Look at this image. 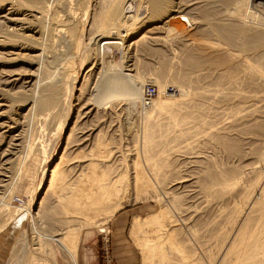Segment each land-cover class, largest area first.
Instances as JSON below:
<instances>
[{"label":"bare ground","instance_id":"6f19581e","mask_svg":"<svg viewBox=\"0 0 264 264\" xmlns=\"http://www.w3.org/2000/svg\"><path fill=\"white\" fill-rule=\"evenodd\" d=\"M100 1L102 2V3L100 2V4H102V8L101 7L99 8V9H101V11H99L97 19L94 21V23L92 25L93 27L90 26L91 28H94L93 32H92V36L90 37V39L93 40L94 44L96 45V46H94L93 49H90L88 54H87L88 59L91 60V64L94 65L96 63V62H93L95 60V55L98 58L97 61H100V63H105V57H107V56L118 59V62L119 61L124 62V59L127 57L128 53L130 51V46L132 44L136 45L141 40H142V42H144V40H150V41L152 39L155 40L156 37L152 38L151 35L148 37L147 36L148 32H147L145 34L146 36L142 35V37L135 39L134 41L130 42V40L132 39V38L130 39V37L133 36V32H131L130 30L132 28H135L134 27L135 25L139 26V28L141 26L143 27L144 25L147 24L148 21L159 20V21H157V23H161L160 27H163L162 30L165 28L166 32H168V33L173 32L172 34H175V32H176L175 36H184L183 33L177 32L175 30V28L170 26V23H169V20L172 17H174L177 14H180L186 20H190V17L193 19H197V20H199V19L202 20L203 18H207L208 24L206 25L207 26L206 27L207 28L206 35L208 37H210L211 40H205V41L203 40V42L196 43V45L190 44V45H188V47H186V45H187L186 44L184 46L186 48L183 49L184 51L182 50L181 58H179V60H175V61L168 60V62H164V61H166V60H164L163 61L164 63L162 66H166L169 69L170 73L172 71L173 72H172V74H170L168 76H166L167 75L166 74L164 77L163 76L161 77V79L164 78L165 81H164V79L161 80L160 77H158L157 79L155 78L156 82L160 83V81L161 82L163 81V83H160V85L167 84L168 82H172L173 84L179 83V85L182 86L183 83H186L184 81V79L188 80L186 78V76L188 75L187 71L190 69L192 71V70L202 69V68L209 67V66L225 67L227 65L228 67L225 68V70L226 69L227 70L223 74H221V77L219 76L220 78L218 79V82L216 81L217 86L215 88H212V89L206 90V91H203V90H205V89H203L202 91H200L201 89L198 90L197 87L196 88L191 87V84H190L191 80H190V82H189L190 86L187 85L188 83H186V85L188 87H186V88L182 87V89L180 88L182 94L180 97H176L175 95H173V96L167 95L165 88L160 87L159 97L157 99H154L156 97L155 96L154 98L149 99L150 101L148 102V104H146L142 98L143 92L145 89V86H143L145 79H143V77L141 78V75L139 72L136 74L135 73L125 74L126 79L128 81V82H126L127 87L131 91V98L133 99V101H131V102H133V106L134 107L139 106L141 111L146 112V113L148 110L151 109L148 116L147 117L145 116L146 117L145 119L147 121V124H146L147 126H145V123H143V128H142V130H143L144 126L146 127L145 130L142 131V132H144V134L141 137V138H143V143H142V147H141L142 155H143L142 156L143 161H141L139 156H137L135 158V160L134 159L132 160V166H133L132 171H133V173L131 171H129V169H128L129 166L126 165V168L124 166L125 169H123L121 175L112 174L114 176L111 175L112 177H110L108 179L107 175H100V174H102V172H101L102 170H100L101 173L98 175L99 177L96 176L97 173L99 172L98 171L96 173V175H94L96 178H93L94 176L90 175V174H94L96 172L94 169L95 167H99V169H100V165H101V167L109 166V163L106 161L112 162L114 164V162H116L120 156V155L114 156L115 153H117L118 151H114V152L109 151V154H108V150H107V153L104 152L105 148L103 149L101 144H103L102 142L105 141L104 138L108 132L106 133V131H105L107 129L104 130L105 125H104V127H101V124H100L98 126V128L96 127V129H98V132L96 133L95 139H96L97 143L100 145L98 155L102 156V159L95 162L94 159L92 158L91 160H89L90 162L87 161L86 165L81 166V168L79 167L80 168L79 174L83 175V173H84V175H85L84 179L82 180V182L80 184V187H82L83 190H88V192L86 193L84 191L85 193L83 192V194H81L79 196L77 195L76 197L74 196V197L69 198L68 202L66 201L65 204H63V205L61 204L62 206L60 208H58L60 210L55 209L52 206L56 210V211L55 210L54 211L55 212L61 211V212H64L66 214L67 213L66 211L72 212L68 207V205L69 206L72 205L71 208L79 209L82 212L84 211V213H85L84 217L86 215L89 219L90 218L92 219L91 215L93 214V211L97 210V212L99 213V218H100L103 215V214H101V216H100V210L102 209L101 208L102 203L100 205V200L104 199V201H105L104 205L106 204V206L104 208V216H103L101 221H103V223H105L110 218H112L118 210H120L122 207H124V205L127 202V200H126L127 199V192L130 189H132V190H134V193L136 192L137 195L143 194L144 197H145V195H148L149 198L156 199L158 202V203L157 202L156 203L159 204L158 210L155 211L154 213L148 214V216L146 218H144V217L140 218V217L136 216L133 220V225H132V229H131V236L134 237L138 233V231L141 230L142 228L146 229L145 231L147 233V236H146V239L144 241L145 244L143 245V251H142L144 253V256H143L144 257V264H151V262H153V261H151V258L149 257L152 254H154L157 257L164 258L165 256L167 257L168 255H172L173 249H174L176 255L180 256L182 259L184 254L186 255V252L184 251L183 247L181 246L183 243H188L190 246L189 247L190 249L187 251L188 256L192 258V262L190 264H205L203 262L202 257H204L205 254H207V250L200 248V246L204 245L201 243L204 242L203 240H205V239L207 240L209 235H210V238H211V236L212 237H218V238H220V241H221L220 246L217 247L218 249L215 252L216 255H218V261H219L218 264H264V169H263V172L257 170L256 167H252L251 170L249 169L252 172V174L255 172H257V173H255L254 179H249L250 182L249 183L247 182V184L244 185V183H246L245 179H244L245 172L243 173L241 171V169L239 170V168L227 170L228 168L226 169L224 167V165H227V164H224L222 166V164H221L222 162L219 163V161H217V159H215L212 154H211L212 156L210 155L211 157L207 156V160L204 163L202 168L197 167L196 169H192L189 171L187 169L188 172H186V171L184 172L185 169L184 170L182 169V167H184L183 164L181 167L177 163L178 157L176 158V156H178L180 153L185 154L188 152L190 154L191 152H193L192 151L193 148H191V145H193L191 143H193V142L189 143L188 138L190 139L191 135L192 136H195V135L198 136L196 133L197 132L199 133L200 131L203 132L204 131V129H202L203 127H206L208 129L205 133L204 138L212 141V147L213 148H219L220 147L222 149L221 150L222 153L224 151L225 155H226V153L229 154L230 158L238 157V159L242 158V160L245 158L244 154H246L243 150V149H246V146L243 145L244 141H242V139L241 140L237 139L234 136L235 134L229 135L227 133V131L232 132V130H231L232 127L234 128V130H237V131L239 130V133L245 135L244 137L246 138L245 139L246 143H248L249 141L251 143H254V142H256V140H257L256 137L259 133L264 134V124L259 123V121L257 119V115H256V113L261 111L262 108L264 107V72H263L262 67L260 68L259 66H257V64L255 65L253 62L248 60L242 54L243 52H252L253 50L264 47V30H258L255 28V26H253L254 25L253 20L260 21V23L262 22L261 24L264 23V0H207V2H204V5L203 4L201 5V3L198 4L197 2L192 1L193 3L192 2L182 3L180 6L175 5L176 0H148L149 3L146 6H143L142 0H100ZM23 2H25V1H23ZM60 2H63V1L62 0H36V2L34 4L28 5V7H29L28 9L33 14H35L34 16L36 17V19H44L46 17L48 18L49 13L52 14V9L54 10L55 5L57 3H60ZM66 2H63L64 5L66 4ZM254 6L260 8L258 13L254 11V9H253ZM58 8H59V6H58ZM61 8H60V10H61ZM55 9H57V7ZM58 10L59 9H57V11L54 10L52 16L53 15H55V16L59 15L60 12ZM72 11L73 10L71 9L69 11V13L66 14V16L64 15L66 18H64L63 21H65V19H68V20L63 22V24H59L60 20H58V18H56V21H55V23L62 29L61 36L60 37L58 36L59 38H61V39H59V40H61V42H60V44L59 43L58 44H59V47H61V52L63 51L62 54H66V55H68V53L70 51L69 49H71L69 47L73 44V40H74L73 38H74L76 30H77L75 23H73L72 18L74 16H73ZM58 12H59V14H58ZM6 15L4 16V17H6L4 19L7 21V23L13 22V21L15 23L17 22L16 18H14L13 16H12V18H9ZM187 15L189 16V18ZM193 16L196 18H194ZM30 18H32V17H30ZM145 18H146V20H145ZM23 20H25V19H23ZM34 21L36 22V20H34ZM47 23H48V21H47ZM153 23H156V22L154 21ZM18 28H20V27H18ZM203 28H204V25H203L202 29ZM20 29H22V28H20ZM32 29L33 28L30 25H24L23 26L24 31L25 30L26 31H29V30L32 31ZM12 30H15V27ZM112 30H114V31L116 30V31L112 32ZM150 30H153V29H150ZM165 30H163V32ZM185 30H187V29H185ZM36 32H38V30ZM122 32H124V35H122ZM17 33H18V30H17ZM4 34H6V33H4ZM26 36H28V35H26ZM161 37H162V35H161ZM2 38H3V36H2ZM21 38H22V36H21ZM163 39L165 40L166 38L163 37ZM28 42H30V41H28ZM109 48H115L116 54H113V56L112 55L111 56L106 55L105 51ZM203 48L204 49L206 48L207 51L202 50ZM233 48L239 49V52H237V51L233 52L235 50L234 49L232 51ZM42 49H43V47H42ZM32 50H33V48H32ZM257 52H258V54L259 53L261 54V51L260 52L257 51ZM6 54H8V53H6ZM62 54H61V56H62ZM57 55H58V53H57ZM57 55L54 56L56 58L53 59V61L50 64V67H52L54 64H57V62L63 61V60H59V56H57ZM251 55H253V54H251ZM0 56H1V54H0ZM263 59H264V57H263ZM263 59H261V61ZM64 61H65V59H64ZM108 61H110V60H108ZM3 63H4L3 61H0V116L3 113L1 110L6 106L5 102L9 103L10 107L12 106L11 101L8 100L7 91H9L8 93H10L11 91L18 90V89L19 90L24 89L23 91H27V93H28V91H30V93H31L30 100H25L24 103H22V105H21V106L26 107V108L28 106H30L28 112H31L34 110V114H35L38 111L37 107L40 108V107H45L48 105V101L42 99L41 96L39 95L40 78L39 79L36 78L37 77L36 72H38L39 68L36 69L35 71L31 72V73L28 71L29 69L28 70L26 69L29 73L24 71V70H23L24 72H19L17 70L5 69L4 65H2ZM41 65L43 66V61H42ZM46 65H47V63H46ZM93 65L91 68H89L88 71H90L93 68ZM118 65H119V63H118ZM47 66H45L44 69ZM100 67L103 68V66H100ZM123 67H124V64L122 66H120L119 69L123 68ZM62 70H63V72L65 71L64 69H62ZM103 71H104V69H103ZM117 71H119V70H117ZM161 72H163V71H161ZM155 73H154V75H155ZM157 73L159 75H163L162 73L161 74L159 72H157ZM190 73H192V72H190ZM158 74H157V76H159ZM45 75H46V78L49 79L51 77L50 70H47ZM213 75H214V73H213ZM196 76H198V73ZM56 77H58V76H56ZM76 77L77 76H75V81H77ZM187 77H190V76H187ZM200 78H199V80H200ZM133 79H135L136 81H134ZM213 79H214V76H213ZM196 80H197V78H196ZM50 81H52V80L50 79ZM61 81H62V79H61ZM220 81H222V82L220 83ZM67 82H68V79H67ZM62 83H64L63 85L65 86V82H62ZM96 87H97V85H96ZM83 89H81V90H83ZM257 89H260L261 91H257ZM65 90H66V88H65ZM81 92H83V91H81ZM56 93H58V92H56ZM45 95H46V93H45ZM58 95H59V93H58ZM64 95L66 97L65 93H64ZM14 96H15V94H14ZM42 96H43V94H42ZM197 96L199 98L203 97V98L209 100V102L214 103V104L224 102L227 105H230L231 108L230 109L228 108V111H226L227 109L226 110L221 109L222 110V112H221V110L218 107H214V105L203 106V105H201V103L200 104L198 103V101H199L198 99H197L198 100L197 102H196V100L195 101L193 100V98L194 97L197 98ZM14 98H16V97H14ZM18 99L20 101L19 97H18ZM63 99H65V98H63ZM61 102H63V100ZM62 104H64V103H62ZM101 104H105V102L103 101V102H101ZM60 105L61 104H59V106ZM80 107H81V108H79L80 110H78L79 115L77 117L78 118H80V117L82 118L84 116L86 117V114H88L90 112L88 110H87L88 112L84 110L85 112H84V114H82L83 109H86V104H84V105L82 104V106H80ZM59 108H61V107H59ZM215 108H217L223 114L221 115L220 113H218L219 111L217 109L213 110ZM141 111H140V113H141ZM216 111H218V112H216ZM5 113H7V112H5ZM55 113H56V110H55ZM32 114H33V112H32ZM100 114L102 115V113H100ZM211 114L212 115L214 114L215 116L220 117V118L217 120L211 119V118H209V115H211ZM103 117H104V115H103ZM108 118H110V116ZM41 119H43V117ZM77 121H79V120H77ZM243 121H246V122H244L245 125H243V126L241 125L242 127H236V125L242 123ZM76 123H75V125H76ZM108 123H109V121H108ZM80 125H81V123H80ZM199 125H202L201 130L198 127ZM76 130H77V128H76ZM232 133H234V132H232ZM203 134H201V136ZM92 135H93V132L87 134V136L84 139L87 140V139H89V136L92 137ZM236 136H238V135L236 134ZM199 137H200V135H199ZM70 138H71V136H70ZM108 138H111V137L108 136ZM186 140H188L187 144H185ZM204 140H203V138L200 137L198 140H196V142L198 144H200V146H201V144H205V141L208 142V140H205V141ZM247 140H248V142H247ZM91 142H92V140H91ZM93 142H94V140H93ZM97 143H95V144L97 145ZM86 144H87V141H86ZM29 145H31V144H29ZM206 145H207V143H206ZM249 145H248V147H249ZM258 145H260V144H258ZM261 145H262V143H261ZM261 145H260V148H257V149L254 147L255 149H253L252 151H257L258 149H260L262 151ZM208 146H205V147H208ZM94 147H96V146H94ZM250 147H251V145H250ZM262 148H263V146H262ZM96 149H97V147H96ZM198 149H200V148H198ZM204 149H208V148H204ZM91 150H92V148H91ZM83 151L84 150H82L81 152H83ZM93 153H94V151H93ZM257 153H259V152L257 151ZM25 154H26V152H25ZM88 154H86V155H88ZM135 154H136V152H135ZM140 154H141V152H140ZM196 154H197V152H196ZM254 154L256 155V153H254ZM90 155H91V153H90ZM94 156H96V155H94ZM217 156H218V154H217ZM223 156H224V153H223ZM256 156H258V157H254V155H252L251 157L252 158L254 157L253 159H256V163L260 162V163L264 164V153L261 152ZM63 157H64V154H62L60 156V160L54 166V168L49 170V174H48L49 178L46 180V183H48V187H47L46 193H45L46 195L48 194L47 192H51V190L58 191L59 189H62V188L65 189V187H67L65 184L67 181L66 175H68L67 174L68 171L64 167L65 164H64V166H62L63 165L62 163L64 160ZM140 157H141V155H140ZM67 158H68V156H67ZM80 158H81V156H80ZM109 158H110V160H109ZM217 158H219V157H217ZM227 158H229V157H227ZM227 158L225 157V159H227ZM238 159H237V162H238ZM66 160L68 162V159H66ZM4 161H6V160H4ZM232 161H234V160H232ZM143 162L145 163V165H147L146 166L148 169L147 172L144 170ZM185 162H183V163L185 164ZM192 162H193V160H192ZM202 162H203V160H202ZM226 162H227V160H226ZM251 162H253V161H251ZM105 163H108V165L107 164L103 165ZM196 164H198V163H196ZM254 165H256V164H254ZM113 166H115V165H113ZM1 167H3V166L1 165ZM261 167L264 168V165ZM22 168H25V166H21V164H19V167L16 171V175L14 178L18 179L20 177V173L22 171ZM257 168H259V167H257ZM69 170L71 172V168ZM106 170H108V169H106ZM23 171H25V170L23 169ZM107 172H109V171H107ZM149 172L151 173L152 178L156 182V186H155V184H153V185L151 184L150 177L148 176V175H150ZM111 173H112V171H111ZM119 173H120V171H119ZM252 174H251V176H252ZM1 175H4V173H1L0 176ZM78 177H80V176H78ZM90 177L92 179L91 181H89ZM106 180H108L109 182H106ZM70 182L71 181H69V183ZM72 182H74V181H72ZM193 185H194V187L195 186L197 187V190H196L197 193H195L196 195L194 196V198H197L200 201L199 200H198L199 202L194 201V203L191 204V205H193V207H189V208H192V211H193V212L189 211L191 213V216L189 215L190 217H188V218L186 216L182 217L181 220L184 223L187 222L189 219H194V217H195V220L193 221L192 225L189 224L185 228L180 227V226H176L175 223L178 222V220L174 217L175 216L174 213L177 210H181V212H184V211L189 209L188 206H187V208L186 207L183 208L185 206V204H184V202H185L184 197L185 196L181 195V193L178 194L177 192H179V191H181V189H185L189 186L193 187ZM70 189H72V188H70ZM89 190L90 191L91 190H94V191L99 190V192H95V195H97L96 193H100L102 191V193L100 195L101 197L99 195L96 197V199H97L96 201H98V199H99V201L96 203V205H95V203H92V201L91 202L89 201L90 197H88V196L94 194L93 191H92L93 193L92 192L89 193L90 192ZM64 191H66V190H64ZM158 191H160V193H158ZM192 191H193V189H192ZM161 192H162V194H161ZM193 193L194 192H192V194ZM162 195L164 197L166 196L167 199L165 200V198ZM139 197H140V195H139ZM144 197H143V199H144ZM47 198H48V196H47ZM59 198L61 199L63 197H59ZM94 198H95V196H94ZM136 198H138V196ZM44 199H45V197H43L42 201ZM92 199H93V197H92ZM21 202H22V200H21ZM49 202H50V200H49ZM109 203H111V204H109ZM185 203H187V202H185ZM22 204H24V202ZM232 204H233V206H230ZM2 205H4V203H2ZM84 205H85V207L86 206L87 207L84 208ZM93 205H95V206L98 205V208L93 210L92 209ZM19 206H21V204H19ZM25 206H26L27 210H30L28 204ZM43 206H44V204H43ZM57 206H59V205H57ZM99 206H101V207L99 208ZM214 207H215V209H214ZM41 208H43V207H41ZM6 209H8V208H6ZM213 209H214V214L212 212ZM9 210H10V208H9ZM18 212H19V210H18ZM27 212L31 215V212H29V211H27ZM56 214H58V213H56ZM41 215H43V214L41 213ZM176 217H178V215ZM196 217H198V218H196ZM63 219H65V218H63ZM49 221H51V220H49ZM101 221H99V222H101ZM68 223H70V222H68ZM72 224H73V222H72ZM97 224H99V223L97 222ZM80 225H81V222H80ZM71 235H73V234H71ZM71 235H69V237L74 238V236H71ZM140 235H141V233L139 234V236ZM46 236L48 237V239L53 240L55 243L56 242H57V244L60 243L61 251L69 253L72 257V260H75V257L77 256L76 251L78 249V244L73 243V238L71 241L70 238L66 237L65 242H60L61 236H59L60 238L53 236V235H51V236L46 235ZM143 236H144V234H143ZM175 236H178L176 243H174L175 239L173 241V238ZM21 240L23 241L21 248L20 249L16 248L13 251L12 258H11L12 262L15 259H17L15 264H20L21 258L23 259L27 255V248L25 247L26 237H24V239L22 237ZM75 240L76 239H74V242L77 243V241H75ZM142 242H143V240H142ZM35 243H36V247L41 248L42 243L40 241H36ZM214 243L215 242H213V244ZM210 247H208V248H210ZM215 247L213 246V248H215ZM57 248L54 247V249H57ZM20 251H22V252H20ZM216 255L213 254V256H215V257H216ZM58 256L60 257L59 254H58ZM158 259L159 258H157V260ZM169 259H171V258L169 257ZM177 259H179V258H177ZM186 259H188V258H186ZM186 259H184V260L186 261ZM205 259H206V257H205ZM162 260L163 259H161L160 261H162ZM164 260H165V258H164ZM173 261H174V259H173ZM216 261H214V262H216ZM169 262H170V260H169ZM209 262H211L210 259H209ZM209 262H207V263H209ZM46 263H47V260L46 261L45 260H42V261L39 260V262H36V264H46ZM212 263H213V260H212ZM160 264H163V263L161 262ZM166 264H170V263H166Z\"/></svg>","mask_w":264,"mask_h":264},{"label":"rangeland","instance_id":"374dc122","mask_svg":"<svg viewBox=\"0 0 264 264\" xmlns=\"http://www.w3.org/2000/svg\"><path fill=\"white\" fill-rule=\"evenodd\" d=\"M23 1H25V2H23ZM23 1L22 0H0V54H1V56L4 54L2 57L0 56V61L4 62L2 65H4L5 69L17 70L19 72H24V71L28 72L29 71L31 73V72H33L39 68L38 72H36L37 73L36 78L37 79L40 78L39 95L41 96L42 99L48 101V105L45 107H40V108L37 107L38 111L35 114H34V110L31 112H28L30 106H28L26 108V107H23L21 105H22V103H24L25 100H30L31 93H30V91H28V93H27V91H23L24 89H20L21 91L18 89L15 91H11L10 92L11 94L8 93L9 91H7L8 100L11 101L12 106L10 107V104L5 102L6 106L1 110L3 113L0 116V171L2 170L0 172V174L4 173V175L0 176V180H1L0 181V217H1L0 218V239L2 238L1 236L6 235L7 233L10 234V232L12 230L14 231V233L12 235L11 241L10 240L7 241V244H6L7 248H5V251L2 253V255H1L2 257L0 256L1 257L0 258V264H7L8 262H9L8 264H15L16 263L17 259H15L12 262L11 259L9 261V258L11 256V252L13 251V247L15 246V241H16V239L19 235V232L21 230H26L29 244H27V242H25V247L28 249V253L23 259L21 258L20 264H34V263L36 264V262H39V260H41V261L47 260L48 264H105V263H108V264H144V257H143L144 253L142 251H143V245L145 244L144 241H145L146 236H147V233L145 231L146 229L142 228L141 229L142 231L139 230L137 233L138 235L136 234L134 237L131 236V229H132V225H133V220L136 216H138L140 218H142V217L146 218L148 216V214L154 213L155 211L158 210L159 204H157L158 202L156 199H154V198L151 199V198H149L148 195H145V197L143 194L137 195L136 192L134 193V190L130 189L127 192V199H126L127 202L124 205V207H122L120 210H118L114 214V216L112 218H110L108 221H106L105 223H103V221H101L103 216H104V208L106 206V204L104 205V202H105L104 199H102L103 201L100 200V205L102 203V205H101L102 207L99 206V208L100 207L102 208L100 210V216H101V214H103L100 218H99V213L97 212V210H95L96 208H98V205L97 206H95V205L99 201V199H98V201H96L97 200L96 197L98 195L100 196L102 193V191H101L100 193H96L97 195H95V192H99V190H97V191H94V190L90 191L89 190L90 191L89 193H91L92 191L94 192L93 195L88 196V197H90L89 201L90 202L92 201V203H95V205H93L94 208L92 207V209L95 210V211H93V214L91 215L92 219L91 218L89 219L86 215L84 217V214H85L84 211L82 212L79 209L71 208L72 205L71 206L68 205L69 209L72 212L66 211L67 212L66 214L70 218L64 212H61V211L55 212L56 211L55 209L60 208L63 204H65L66 201L68 202L69 198L74 197V196L76 197L77 195L79 196V195L83 194L84 191L86 193L88 192V190H83V188L80 187V184H81L82 180L84 179L85 175H84V173H83V175H80L79 169L81 168V166L86 165L87 161L91 160L92 158L94 159L95 162L102 159V156L98 155L100 145L97 143V141L95 139L96 133L98 132V129H96V127L98 128V126L100 124H101V127H104V125H105L104 130L107 129L105 131H106V133L108 132L107 134L105 133L107 136L105 135V138H104L105 141L102 142L103 144L100 143L101 146L103 147V149L105 148L104 152L107 153V150H108V154H109V151H113V152L118 151L117 153H115L114 156H117V155H120V156H119V159L116 162H114V164L112 162L106 161L109 163V166H103L104 167L103 168L100 165V169H99V167H95L94 169L96 172L94 171L95 173L90 174V175L94 176L99 171L96 176H98L102 172V174H100V175H107V178L109 179L110 177H112L114 175H117V174L121 175L123 169L126 168V165L129 166L128 167L129 171H131L133 173V171H132L133 170L132 160L133 159L135 160V158L137 156H139L141 161H143V157H142L143 155H142V149H141L142 143H143V138H141V137L144 134V132H142V131L145 130V128H146L145 126H147L146 125L147 121L145 118L148 116L151 109L148 110L146 113V112L141 111L139 106L138 107L133 106V102H131V101H133V99L131 98V91L127 87V84H126V82H128V81L126 79L125 74H127V73H131V74L135 73L136 74L139 72L141 75V78L143 77V79H145L143 86H145L148 83L155 85L157 88V95L154 99H157L159 97L160 87L165 88L167 95H169V96L175 95L176 97H180L182 94V92H181L182 87L186 88V87H188L187 85L190 86V84H191V87H195V88L197 87L198 90L201 89L200 91H202L203 89H205L203 91L210 90V89L215 88L217 86L216 84L218 82V79L221 77V74H223L227 70V69L225 70V68L228 67L227 65L225 67L209 66V67H205V68L197 69V70H192V71L190 69L187 71L188 72L187 76H190V77L186 76V78L188 80L184 79V81L186 83H188L187 85H186V83H183V85L180 86L179 83L173 84L172 82H168L167 84H162L163 85L162 86V85H160V83H163V81L162 82L160 81V83L156 82V79L158 77H160V79H161L162 76L164 77L166 74H167L166 76H168V75L172 74V72H173L171 70L172 72L170 73L169 69L166 66H162L164 62H168V60H173V61L179 60V58H181L182 50L185 49L186 47H188V45H190V44L196 45V43L203 42V40L204 41L205 40H211L210 37H208L206 35V30H207L206 25L208 24V19L203 18L201 20L198 18L199 20H197V19H193L190 17V20H186L180 14H177L178 16L175 15L172 18L170 17L171 18L169 20L170 26L175 28V30L177 32L183 33L184 36H175L176 32H175V34H172L173 32L168 33V32H166L165 28L163 29V30H165L163 32V30H162L163 27H160L161 23H157V21H159V20H154L156 23H153L154 21H148L146 25H144L143 27L141 26L140 28H139V26L135 25L134 26L135 28H132L133 30L132 29L130 30L131 32H133V36L131 35L132 37H130V39L132 38L130 40V42L134 41L135 39L142 37V35L146 36L145 34L147 32H148V34H147L148 37L151 35L152 38L156 37V39L155 40L152 39L153 41L152 40L151 41L150 40H144V42H142V40H141L136 45L132 44L130 46V51H129L128 55L126 54L127 57L124 59V62H121V61L118 62V59L107 56V57H105V63H100V61H97L98 58L95 55V60L93 62H96V63L94 64L95 65L94 66L93 64H91V60L88 59L87 54H88L90 49H93L94 46H96L94 44V41L90 39V37L92 36L93 29H94V28H91L90 26L93 25L94 21L97 19L99 11H101V9H99L100 7L102 8V4H100V2H101L100 0H78L79 2L77 0H62L63 2L67 1L65 5L63 2L57 3L55 5V8L57 7V9H59L58 11L60 12V14L58 12L59 15H57V16L53 15L52 16L54 10L57 11V9L54 8V10L52 9V14L49 13L48 18L46 17L44 19H36V17L34 16L35 14H33L28 9L29 8L28 5L34 4L36 2V0H23ZM145 1L142 0L143 6H146L149 3L148 0L146 2ZM192 1L197 2L198 4L201 3V5L202 4L204 5V2H207V0H204V1L203 0H176L175 5L180 6L182 3H187V2H192ZM57 5L59 6V8ZM60 8H61V10H60ZM71 9L74 11V12L72 11L73 16H74L72 19H73V23H75V26L77 27V30H76L75 36L73 38L74 39L73 44L71 45L73 48L70 46L69 48H71V49H69L70 51H69L68 55H66V54H62L63 51L61 52V47H59V44L61 42V40H59L61 38H59V37L61 36L62 29L55 23V21H56V18H58V20L61 21V22L59 21V24H63V22L68 20V19H65V21H63L64 18H66L65 17L66 14L69 13V11ZM253 9L255 12L258 13L260 8L254 6ZM5 15L9 18H12V16H13L14 18H16L17 22L15 23L13 21V22L7 23V21L4 19V18H6V17H4ZM30 17H32V18H30ZM188 18H189V16H188ZM194 18H196V17H194ZM23 19H25V20H23ZM34 20H36V22ZM145 20H146V18H145ZM47 21H48V23H47ZM253 22H254L253 26H255L256 29L264 30V23L261 24L262 22L260 23V21H256V20H253ZM24 25H30L33 28L32 31H30V30L24 31L23 30ZM203 25H204V28L202 29ZM13 26L15 27V30H12L14 28ZM18 27H20L22 29H20ZM150 29H153V30H150ZM185 29H187V30H185ZM17 30H18V33H17ZM37 30H38V32H36ZM115 31L112 30V32H115ZM4 33H6V34H4ZM26 35H28V36H26ZM122 35H124V32H122ZM161 35H162V37H161ZM2 36H3V38H2ZM21 36H22V38H21ZM163 37L166 38L165 39L166 41L163 39ZM28 41H30V42H28ZM185 45H186V47H184ZM42 47H43V49H42ZM32 48H33V50H32ZM236 49L237 48H233L232 51L234 50L233 52H236V51L239 52V49H237V50ZM202 50L207 51L206 48L205 49L203 48ZM253 51H252L253 53L252 52H243L242 54L244 55V57H246L248 60L253 62L255 65L257 64V66H259L260 68L262 67L263 72H264V62H263L264 61V59H263L264 47L258 48V49L253 50ZM257 51H259V52L261 51V54L260 53L258 54ZM105 52H106L105 53L106 55H110V56L111 55L113 56V54H116L115 48H109ZM6 53H8V54H6ZM57 53H58V55H57ZM61 54H62V56H61ZM251 54H253V55H251ZM55 55L59 56V60H63V61L57 62V64H54L53 65L54 67L52 66L53 67L52 68V67H50V64L53 61V59L56 58V57H54ZM64 59H65V61H64ZM261 59H263V60L261 61ZM108 60H110V61H108ZM164 60H166V61H164ZM42 61H43V66L41 65ZM46 63L48 66L46 65ZM118 63H119V65H118ZM122 63L124 64V67L119 69V67L123 65ZM92 65H93V68L90 71H88L89 68L92 67ZM45 66H47V67L44 69ZM100 66H103V68ZM26 69L27 70L29 69V70L27 71ZM62 69H64L65 71L63 72ZM103 69H104V71H103ZM47 70H50V74H51V77L49 79H47L46 75H45ZM117 70H119V71H117ZM156 71L159 72L160 74L162 73L163 75H159ZM161 71H163V72H161ZM155 72L159 76H157V74ZM190 72H192V73H190ZM154 73H155V75H154ZM197 73H198V76H196ZM213 73H214V75H213ZM56 76H58V77H56ZM75 76H77L76 77L77 81H75ZM213 76H214V79H213ZM196 78H197V80H196ZM199 78H200V80H199ZM50 79L52 81H50ZM61 79H62V81H61ZM67 79H68V82H67ZM163 79H161V80H163ZM133 80L136 81L135 79H133ZM190 80H191V82H190ZM164 81H165V79H164ZM62 82H65V86L66 85L67 86L65 87L63 85L64 83H62ZM189 82H190V84H189ZM221 82L222 81H220V83ZM96 85H97V87H96ZM65 88H66V90H65ZM81 89H83V90H81ZM81 91H83V92H81ZM257 91H261V90L257 89ZM56 92H58L59 95ZM13 93L15 94V96ZM45 93H46V95H45ZM64 93L66 94V97H65ZM42 94H43V96H42ZM10 95L11 96L13 95V96L11 97ZM14 97H16V98H14ZM18 97L20 98V101H19ZM63 98H65V99H63ZM60 100L61 101L63 100V102H61ZM193 100L194 101L196 100V102L198 101V103L199 104L201 103V105H203V106L214 105V107H218L220 110L221 109H225V110L227 109L226 111H228V108L229 109L231 108L230 105H227L224 102L214 104V103L209 102V100H207L203 97L199 98L197 96V98L194 97ZM103 101L105 102V104H101V102H103ZM62 103H64V104H62ZM59 104H61V105L59 106ZM82 104L83 105L86 104V109H83L82 114H84V112L87 110L90 112L88 114H86V117L83 115L84 117L78 118L77 117L79 115L78 110H80L79 108H81L80 106H82ZM58 106L61 108H59ZM138 109L141 111V113ZM216 109L217 108H215L213 110H216ZM55 110H56L57 114L55 113ZM97 110L100 113H102V115ZM218 111H216V112H218ZM5 112H7V113H5ZM32 112H33V114H32ZM221 112H222V110H221ZM221 112L219 111L218 113H220L222 115L223 113H221ZM103 115H104V117H103ZM256 115H257V119H258L259 123L264 124V107L262 108L261 111L257 112ZM109 116H110V118H108ZM42 117H43V119H41ZM209 118L217 120L220 117H217L214 114L213 115L211 114V115H209ZM77 120H79V121H77ZM108 121H109V123H108ZM244 122H246V121H243L242 123L236 125V127H242L243 125H245ZM75 123H76V125H75ZM80 123H81V125H80ZM143 123H145V126H144V129L142 130ZM198 127L201 130L202 125H199ZM76 128H77V130H76ZM202 129H204V131L203 132L200 131L199 132L200 134L198 132L197 133L195 132L198 136H196V135L192 136L191 135L190 139L188 138L189 143L193 142V143H191V144H193V145H191V148H193V150H192L193 152H191L190 154L188 152L185 154L180 153L178 156H176V158L178 157L177 163L181 167H182V164L185 167V168L182 167L183 170L185 169L184 172L185 171L188 172L189 170L196 169L197 167L202 168L204 163L207 160V156H210L211 154L213 155V157L215 159H217V161H219V163L222 162L221 163L222 166L224 164H227V165H224V167L226 169L228 168L227 170L239 168V170L241 169V171L243 173L245 172L244 179H245L246 183H244V185H246L247 182L248 183L250 182L249 179H254L255 173H257V172H255L252 174V172L250 171L252 167H256L257 170L263 172L264 168L261 166H263L264 164H262L260 162L256 163V159H253L254 157H258L256 155H258L259 153H261V152L264 153V149H263L264 148V142H263L264 141V134L262 132H261L262 134L259 133L257 135L256 142L251 143L250 141L248 142V140H247L248 143H246V140H245L246 138L244 137L245 135L239 133V130L238 131L234 130V128L232 127L231 130L234 133H232L231 131H227V133L229 135L235 134L234 136L237 139H240V140L242 139V141H244L243 145L246 146L247 150L243 149L246 154H244L245 158L242 160V158L238 159V157L230 158V155L227 153L225 155L224 151H223V153H224V156H223V153L221 151L222 149L220 147L219 148H213L212 147V141L204 138L205 133L208 129L206 127H203ZM91 132H93L92 137L93 136L94 137L92 138L91 136H89V139L85 140L84 138L87 136V134H89ZM201 134H203V135L201 136ZM236 134L238 136H236ZM199 135L201 138H203V140L204 139L208 140V142L204 140L205 144H201V146H200V144H198L196 142V140H198L200 138ZM70 136L72 139L70 138ZM108 136L111 138H108ZM91 140H92V142H91ZM93 140H94V142H93ZM188 140H186L185 144L188 143ZM86 141H87L88 145L86 144ZM95 143H97V145ZM206 143H207V145H206ZM257 143L260 145L262 143V145H261L262 151L260 149L257 150L259 153H257V151H252L255 148L256 149L260 148V145H258ZM29 144H31V145H29ZM249 144L251 145V147ZM196 145L197 146L199 145V146L197 147ZM248 145H249V147H248ZM94 146H96L97 149ZM205 146H208V147H205ZM262 146H263V148H262ZM91 148H92V150H91ZM198 148H200L201 150ZM204 148H208V149H204ZM82 150H84V151L81 152ZM93 151H94V153H93ZM25 152H26V154H25ZM135 152H136V154H135ZM140 152H141V154H140ZM196 152H197V154H196ZM90 153H91V155H90ZM254 153H256V155ZM62 154H64V157H63L64 160H63L62 166H64V164H65L64 167L68 171L67 172L68 175H66L67 181L65 184L67 187H65V189L62 188L63 190L59 189L58 191L51 190V192H47L48 194L46 195L45 193H46V189L48 187V183H46V180L49 178L48 177L49 170L53 169L54 166L59 162L60 156ZM86 154H88V155H86ZM93 154L96 156H94ZM217 154H218V156H217ZM140 155H141V157H140ZM252 155H254L253 158L251 157ZM67 156H68V158H67ZM80 156H81V158H80ZM220 156L221 157L223 156V157L221 158ZM217 157H219V158H217ZM225 157L226 158L229 157V158L225 159ZM110 158H109V160H110ZM66 159H68V162ZM237 159H238V162H237ZM4 160H6V161H4ZM192 160H193V162H192ZM202 160H203V162H202ZM226 160H227V162H226ZM232 160H234V161H232ZM251 161H253V162H251ZM183 162H185V164ZM108 163H105L103 165H106V164L108 165ZM196 163H198V164H196ZM19 164H21V166H25V168H22V171H21L22 174L20 173V177L17 179L14 177L16 175V171L19 167ZM143 164H144V170L147 172L148 171V169L146 167L147 165H145L144 162H143ZM254 164H256V165H254ZM1 165L3 167H1ZM113 165H115V166H113ZM124 166H125V168H124ZM257 167H259V168H257ZM70 168H71V172L69 170ZM23 169L25 171H23ZM106 169H108V170H106ZM187 169H188V171H187ZM100 170H102V171L100 172ZM107 171H109V172H107ZM111 171H112V173H111ZM119 171H120V173H119ZM112 174H114V175H112ZM149 174L150 175H148V176L150 177L151 184L152 185L155 184V186H156V182L152 178L150 172H149ZM251 174H252V176H251ZM78 176H80V177H78ZM93 178H96V177L94 176ZM91 180L92 179L90 177L89 181H91ZM69 181H71V182L69 183ZM72 181H74V182H72ZM106 182H109V181L106 180ZM70 188H72V189H70ZM187 188L181 189V191H179V192L176 191L178 194L181 193V195L185 196L184 201L187 203L184 202L185 206L183 208H185V207L187 208V206H188V208L193 207V205H191V204H193L194 201L195 202L200 201L199 199L194 198V196L196 195L195 193H197L196 192L197 187L196 186L194 187V185H193V187L189 186ZM192 189H193V191H192ZM64 190H66V191H64ZM192 192H194V193L192 194ZM158 193H160V191H158ZM161 194H162V192H161ZM139 195L141 198L139 197ZM47 196H48V198H47ZM94 196H95V198H94ZM137 196H138V198H136ZM43 197H45V199L42 201ZM59 197H63L64 199L63 198L60 199ZM92 197H93V199H92ZM143 197H144V199H143ZM164 198H165V200L167 199L166 196ZM21 200H22V202H21ZM49 200L51 203L49 202ZM23 202H24V204H22ZM2 203H4V205H2ZM19 204H21V206H19ZM27 204L29 205L30 210L26 209L25 205H27ZM43 204H44V206H43ZM109 204H111V203H109ZM57 205H59V206H57ZM230 206H233V204ZM41 207H43V208H41ZM86 207L84 205V208H86ZM6 208H8V209H6ZM9 208H10V210H9ZM214 209H215V207H214ZM214 209L212 211L213 214H214ZM18 210H19V212H18ZM58 210H60V209H58ZM27 211L31 212L32 217ZM177 211L174 213L175 214L174 217L178 220V222L175 223L176 226H180V227L185 228L189 224L190 225L193 224L195 217H194V219H189L185 223L182 222V220H181L182 217L186 216L188 218L191 216V213L189 211L193 212L192 208H189L188 210H186L184 212H181V210H177ZM41 213L43 215H41ZM56 213H58V214H56ZM177 215H178V217H176ZM13 216H14V218H13ZM32 218H33V220L36 221V224L33 228L31 225L32 224V221H31ZM63 218H65V219H63ZM196 218H198V217H196ZM49 220H51V221H49ZM14 221L17 222V225L20 223L21 226H19V228L17 226L15 228H13L12 226H13ZM35 221H34V223H35ZM99 221H101V222H99ZM68 222H70V223H68ZM72 222H73V224H72ZM80 222H81L82 226L80 225ZM97 222L99 224H97ZM43 232L52 233V234L63 233L62 235H65V236L68 235V237H69V235L73 234V235H71V236H74V238L72 237L73 243L78 244V249L76 251L77 256L75 257V260H72V257L69 253L62 252L60 250V248H61L60 243H58V246H59L58 248L53 245V248L50 249L49 244L45 243V241H44L45 239L47 240L48 237ZM139 232L141 233L140 236H139V234H140ZM142 233L144 234V236ZM22 237L19 239L18 245L16 246V248H18V249H20L22 244H23V241L21 240ZM13 238H15V239H13ZM177 238H178V236H175L173 238V241L175 239L174 243H176ZM65 239L66 238H61L60 242H65ZM74 239H76L75 241H77V243L74 242ZM142 240H143V242H142ZM205 240H203L204 242L201 243L204 245H202V246L199 245L200 248L207 250V254H205V256L202 257L203 262L205 264H214V263L218 264V262H219L218 261V255H216L215 252L218 249L217 247L220 246V243H221L220 238L212 237V236L210 238V235H209L207 238L208 241L206 240L207 241L206 242ZM36 241H40L42 243L41 248L36 247V243H35ZM213 242H215L216 244L215 243L213 244ZM181 246L183 247L184 251L186 252V255L184 254V256L182 257L183 260L181 259L180 256L176 255V253L173 249V254L168 255L171 259H169L168 256L167 257L165 256L164 257L165 260H164V258H160V257L155 256L154 254H152V255L150 254L151 256H149V257L151 258V261L154 262V263L151 262V264H155V263L160 264L161 262L163 264H166V263H170V264H186V263L188 264L189 263L190 264L192 262V258L189 257L187 254V251L190 249L189 248L190 246L188 243H183ZM213 246L214 247L216 246V247L213 248ZM54 247L57 249H54ZM208 247H210L211 249ZM20 252H22V251H20ZM58 254L60 255V257L58 256ZM213 254L216 255V257L213 256ZM176 257L179 259H177ZM205 257H206V259H205ZM157 258H159L160 260L161 259H163V260L160 261L159 259L157 260ZM186 258H188V259H186ZM208 258L210 259L211 262H209ZM173 259H174V261H173ZM184 259H186V261ZM169 260H170V262H169ZM212 260H213V263H212ZM214 261H216V262H214ZM207 262H209V263H207Z\"/></svg>","mask_w":264,"mask_h":264},{"label":"crops","instance_id":"0c3cea01","mask_svg":"<svg viewBox=\"0 0 264 264\" xmlns=\"http://www.w3.org/2000/svg\"><path fill=\"white\" fill-rule=\"evenodd\" d=\"M31 217H32V214H31ZM14 218V217H13ZM18 221V220H17ZM32 228L35 226V224H36V221L35 220H33V218H32ZM34 221H35V223H34ZM15 224V225H14ZM18 227L19 228V226H21L20 225V223L17 225V222H13V228H15V227ZM13 233H14V231L12 230L11 232H10V234L9 233H7L6 235H4V236H1L2 238L0 239L1 241H0V256L2 255V253L5 251V248H7V241H11V239H12V235H13ZM44 234H46V235H53V236H56V237H59V236H61V238H70V237H68V236H65V235H62V233H60V234H52V233H47V232H43ZM23 236V239H24V237H26V242H27V244H29L28 243V237H27V232H26V230H21L20 232H19V235H18V237H17V239H16V241H15V246L13 247V251L16 249V246L18 245V241H19V239L21 238ZM13 239H15V238H13ZM71 239V241H72V238H70ZM45 241V243H47V244H49V246H50V249H52L53 248V244L55 243L53 240H51V239H45L44 240ZM14 242V241H13ZM56 247H59L58 246V244H57V242L54 244ZM61 250V249H60ZM13 251L11 252V256H10V258H9V261H10V259H11V257H12V254H13ZM27 253H28V249H27ZM2 257V256H1ZM0 257V258H1ZM9 263V262H8ZM7 263V264H8Z\"/></svg>","mask_w":264,"mask_h":264},{"label":"built area","instance_id":"2783aa9c","mask_svg":"<svg viewBox=\"0 0 264 264\" xmlns=\"http://www.w3.org/2000/svg\"><path fill=\"white\" fill-rule=\"evenodd\" d=\"M157 95V88L153 84H146L143 92V100L146 104L150 101L149 99L154 98ZM108 264V263H105Z\"/></svg>","mask_w":264,"mask_h":264}]
</instances>
